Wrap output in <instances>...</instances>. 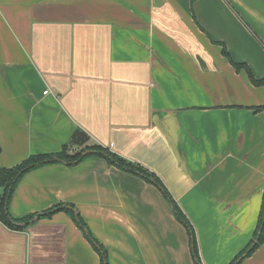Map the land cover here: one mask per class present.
I'll return each instance as SVG.
<instances>
[{
	"label": "crops",
	"instance_id": "1",
	"mask_svg": "<svg viewBox=\"0 0 264 264\" xmlns=\"http://www.w3.org/2000/svg\"><path fill=\"white\" fill-rule=\"evenodd\" d=\"M264 0H0V168L100 146L157 174L201 264L252 238L264 194ZM47 90V93H43ZM194 264L153 184L96 153L26 172L0 220V264ZM239 264H264V241Z\"/></svg>",
	"mask_w": 264,
	"mask_h": 264
},
{
	"label": "trees",
	"instance_id": "2",
	"mask_svg": "<svg viewBox=\"0 0 264 264\" xmlns=\"http://www.w3.org/2000/svg\"><path fill=\"white\" fill-rule=\"evenodd\" d=\"M222 54L226 55V57L228 58V60L236 70L244 69L249 81L253 85H260L264 88V78L256 79L246 64L234 62L229 57L224 47L222 49ZM254 110H264V105L256 106L254 107ZM85 151L87 152L84 154ZM92 153H96L97 155H100L103 158H105L108 164L114 165L120 170L137 175L142 179H144L146 182L153 184L155 187L158 188L164 199L168 202L175 219L178 220L184 226L186 232L189 235L190 248H191L192 256L194 257V264H201L198 255L194 228L190 220L182 210V208L171 196L170 192L168 191V189L166 188L160 177L154 172L143 167L142 165L133 162L131 160L125 159L122 156H119L118 154L113 153L108 149L100 146H95V145L84 146L82 149L72 152V150L69 149V145H64L59 152L49 153V154H32L27 158H25L24 160H22L21 162L11 167L0 168V220H2L5 224L11 227H15V226H19L18 223H25V222L29 223L28 221L35 216L34 213V214H26L19 217H13L8 209L9 200L15 190V187L26 172L38 166L48 163H54V162H65L68 164H75L83 160L86 156ZM57 208H62L65 211H67L68 214H70V216L76 221V223L83 231L86 238L99 253L101 264H109L106 248L91 235L81 216L79 214H77V216L74 215L73 212L74 206L72 204L58 203L45 210L43 214L49 215ZM255 239H257L256 242H254ZM263 241H264V194H263L262 206H261L257 226L252 238L246 244V246L233 257V259L228 264H239L242 261V259L252 254Z\"/></svg>",
	"mask_w": 264,
	"mask_h": 264
},
{
	"label": "water",
	"instance_id": "3",
	"mask_svg": "<svg viewBox=\"0 0 264 264\" xmlns=\"http://www.w3.org/2000/svg\"><path fill=\"white\" fill-rule=\"evenodd\" d=\"M87 151H85L84 152V154L86 153ZM73 212H74V215L75 216H77V211L73 208ZM39 216V214H36L31 220H29L28 222L30 223V222H33L35 219H37V217ZM27 222H25V223H18L19 225H24V224H26ZM257 241V239H255L254 240V242H256Z\"/></svg>",
	"mask_w": 264,
	"mask_h": 264
},
{
	"label": "built area",
	"instance_id": "4",
	"mask_svg": "<svg viewBox=\"0 0 264 264\" xmlns=\"http://www.w3.org/2000/svg\"><path fill=\"white\" fill-rule=\"evenodd\" d=\"M43 93H45V94H46V93H47V90H44V91H43Z\"/></svg>",
	"mask_w": 264,
	"mask_h": 264
}]
</instances>
